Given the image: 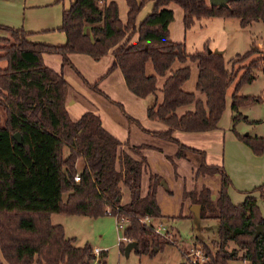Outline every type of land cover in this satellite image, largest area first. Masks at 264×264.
Masks as SVG:
<instances>
[{"label": "trees", "instance_id": "1", "mask_svg": "<svg viewBox=\"0 0 264 264\" xmlns=\"http://www.w3.org/2000/svg\"><path fill=\"white\" fill-rule=\"evenodd\" d=\"M126 1L128 19L123 23L116 0H74L62 13L59 30L66 34L62 45L33 41L24 27L0 24V30L8 33L0 38V264H92L97 258L94 248L89 244L76 246V238L68 237L61 224L52 222L53 213L94 218L117 213L126 216L129 224L124 235L137 242L138 254L153 255L173 244L168 235L178 239V231L162 234L147 222L149 218L169 217L161 212L156 197L161 176L152 174L148 193L141 195L147 166L142 146H130L140 159L121 152V140L103 126L95 112H85L73 120L65 103L69 83L63 72L47 66L43 59L44 53H56L72 64L70 53L100 59L111 49L114 61L106 74L120 68L128 88L139 97L156 93L157 75L167 76L162 100L157 99L148 109L149 118L169 125L156 134L175 142L179 157H185L187 150L202 154L196 176L221 175L216 203L206 186L184 193L185 198L200 205L201 219L215 217L219 221L218 240L213 242L217 249L213 251L206 245L204 264H228L238 257L250 264H264V215L257 197L249 193L242 203H234L229 193L232 180L225 168L208 164L205 152L173 136L176 129L205 131L218 127L227 90L235 78L241 74L237 83L240 88L254 80L259 68L264 72V39L262 51L252 47L237 54L228 68L223 54L209 52L208 48L190 53L185 42L172 40L169 24L175 15L168 8L175 2L183 9L186 30L197 20L210 17H235L245 27L255 21L264 22V0H230L222 7L210 6L208 0ZM150 1L154 2L151 12L137 24L138 14ZM136 33L138 37L133 41ZM149 60L155 74L146 72ZM175 61L198 62L197 89L207 95L206 102L199 101L194 109L182 114L177 112L178 107L194 102L195 93L183 89L191 67L171 70ZM85 81L101 91L98 82ZM263 99L234 93L231 102L233 131L256 155L264 153V136L242 134L235 124L244 117L240 107ZM17 132L21 134L20 142L14 136ZM80 159L84 161L81 169ZM77 175L79 181L75 180ZM124 188L129 191L126 202ZM254 190L262 192V186ZM182 217L180 214L177 218ZM258 226L263 232L255 236ZM119 246L124 253L126 243ZM105 258L106 251H102L99 262L106 264Z\"/></svg>", "mask_w": 264, "mask_h": 264}, {"label": "crops", "instance_id": "2", "mask_svg": "<svg viewBox=\"0 0 264 264\" xmlns=\"http://www.w3.org/2000/svg\"><path fill=\"white\" fill-rule=\"evenodd\" d=\"M73 1L74 0H0V24L17 28L24 27L27 31L31 32L29 38L33 41L62 45L66 42L65 32L59 30V27L62 24V13L63 10L68 8ZM116 1L119 6V16L123 23H126L129 10L127 1ZM150 2H148L150 6L147 3L148 5L146 4L138 14L137 24L151 12L154 2ZM209 5L211 6L210 2ZM168 8L172 9L175 15V20L169 24L171 39L177 42H184L188 29L186 30L184 27L183 9L181 7L180 9L177 8L175 2L170 3ZM182 29H184L185 33ZM6 35L7 34L0 30V38L5 37ZM137 37L138 34L136 33L133 35L132 40H136ZM43 59L47 66L56 71L63 72L69 83L66 91L65 103L69 115L73 120L79 119L85 112H95L100 115L103 126L121 140V152L132 153L130 146H142L141 152L147 159V166L142 175L141 195L145 196L148 193L151 175H159L163 178L162 180L164 183H159L156 197L163 215L177 219L181 214L183 216L182 218L194 219L196 221L201 220V218L198 219L196 217L192 209L195 204L190 197L185 198L184 193L185 191H192L195 189L200 190L206 186L211 191L213 202L216 203L221 189V175L217 173L213 175L196 176V170L202 163L203 157L201 156V161L200 159L194 158L198 153L193 150H187L185 157H179L177 155L178 145L175 142L162 138L156 134V132L167 130L169 125L164 121L149 118L148 109L157 99L159 101L162 100L163 95L161 89L167 76L157 75L158 90L156 93L149 94L146 97H139L128 88L120 68H115L109 74H106L114 61L113 49L109 50V52L103 55L100 59H94L92 56L85 53H70L69 59L79 70L81 75L76 69H74L72 64L64 62L63 57L60 54L44 53ZM83 61H87L94 65L96 69L95 76L92 79L94 82L84 77L82 73V65H84ZM185 65L191 67V75L183 84V89L188 92H194L199 101L206 102L207 95L201 91L199 94V90L197 89L199 76L198 62L187 61L184 63L175 61L171 70H175ZM74 72L81 76V78H79V76L77 77ZM146 72L147 74L156 73L151 60L146 64ZM80 79H82V81ZM85 80L89 83H95L97 80H100L101 82L99 83L98 88L101 91L99 92L98 90L93 89ZM92 89L95 91H92ZM101 95L106 96V99ZM125 102H128L129 106H127ZM114 103H119L124 107L126 106L125 109H123L124 111L126 110V115L137 120V122H128V127L126 123L120 122V120L123 121V117L117 113L119 111ZM195 105L196 101L191 104L183 105V110H180L179 112L177 109V112L182 114L189 109H194ZM220 121L218 127L213 130L185 131L176 129L173 132V136L186 146L205 152L208 164L223 166L225 168V166L221 164L222 159L220 157L211 158L209 155L207 157V149L205 148V145L201 143L202 140H200L204 135L217 132L220 129ZM234 136L236 146L245 158L257 161V157L260 155L253 153L248 145L236 137L235 132ZM216 142L221 146L224 145L222 138L216 139ZM133 155L140 159L139 155ZM231 170L232 169L227 166L226 171L230 177L232 175ZM189 178L192 179V182H189ZM262 178L264 177L262 176ZM232 185L229 188V193L234 203H242L247 195L251 193L257 197V202L260 206L257 194L261 192V190L253 191V189L262 185L248 186L237 190L234 189ZM150 219L151 218L147 219V222L151 223ZM159 219L161 220L158 225L165 228L169 223V218ZM151 224L157 227L156 224ZM178 232L180 233L179 229ZM217 240H212V243ZM204 241L206 240L196 237L195 240H192V243ZM213 247V251H215L217 249L215 243H213Z\"/></svg>", "mask_w": 264, "mask_h": 264}, {"label": "rangeland", "instance_id": "3", "mask_svg": "<svg viewBox=\"0 0 264 264\" xmlns=\"http://www.w3.org/2000/svg\"><path fill=\"white\" fill-rule=\"evenodd\" d=\"M208 2L210 1L208 0ZM176 4L177 3H175V6L180 9L179 5ZM1 31L8 34L6 31ZM182 31H184V29H182ZM263 39V21H255L245 27H242L239 19L235 17H210L198 20L190 29H188L184 42L186 44L187 51L190 53L204 48L224 50L227 67L231 68L232 62L230 59L236 57L237 54H243L252 47H258L259 50L262 51ZM83 64V71H81L84 77L92 81L96 73L94 65L88 63L87 61H83ZM74 73L77 77L79 76L76 72ZM240 76L241 74L235 78L227 90L226 107L221 117L220 129L217 132L204 135L200 140H202L201 143L205 145V148L207 149V157L208 155L211 158L220 157L222 159L221 164L225 166L226 170L227 166L232 169L231 178L233 180L232 187L234 189L237 190L248 186L262 185V192H259L257 196L260 202L261 213L263 214L264 178H262V176L264 177V154L258 156L257 161H252L246 159L236 146L234 132L232 131L233 112L231 109V102L232 95L234 93L256 95L264 98V72L259 68L256 71L253 81L246 82L238 88L237 83ZM79 78H81V76H79ZM80 80L82 81V79ZM97 82L99 85L101 81L97 80ZM93 89L92 91H95ZM101 96L106 99V96ZM195 101L196 104L199 102L196 95ZM125 103L129 106L128 102ZM114 104L119 111L117 113L123 117V121L120 120V122L126 123L127 127L129 126L128 122H137V120L134 119L130 120L126 115V110H123L126 106L124 107L119 103ZM180 110H183V106L178 107L179 112ZM240 111L244 117L236 122L235 127L237 131L242 134L264 136V99L261 102H254L250 105L242 106L240 107ZM221 138L223 139V146L216 142V139ZM65 152L68 153V148H66ZM196 153L198 154H196L194 158L200 159L201 161L202 154L200 152ZM83 164V159H80L78 161V167L81 169ZM189 182H192V179L189 178ZM128 200L129 191L127 188H124L123 201ZM51 219L54 224H61L64 227L65 233L68 237L76 238L74 242L76 246L89 244L93 248L101 247L103 251H106V264H181L185 261L191 262L193 258L197 257V255L191 251L192 248L196 251L199 249L200 255L202 256L207 250L206 245L214 250L212 240L218 239V219L205 218L196 221L189 218L173 219L172 217H169V223L165 226V232L168 230L174 235L178 229L180 231L178 239H174L172 235H168V237L174 241L173 244L164 246V248L157 251L153 255L138 254L135 249H133L129 254H126L121 251L119 246L118 236L123 235V232L117 228V219L114 215L105 214L94 218L85 215L53 213L51 215ZM160 220L161 219L159 218L150 219L151 223L156 224L157 227H160L158 225ZM196 237H200L206 241L192 243V240H195ZM127 243L128 242H126V244ZM182 248L184 249L183 251H185L184 254L182 252ZM96 257L97 258L92 261V264H102L99 262L100 254L96 255ZM1 259L3 261L2 257ZM228 264L250 263L238 257L229 261Z\"/></svg>", "mask_w": 264, "mask_h": 264}, {"label": "built area", "instance_id": "4", "mask_svg": "<svg viewBox=\"0 0 264 264\" xmlns=\"http://www.w3.org/2000/svg\"><path fill=\"white\" fill-rule=\"evenodd\" d=\"M75 180H76V181H79V180H80V176L77 175V176L75 177ZM108 212H110V210H108ZM114 216H115L116 219H117V228H118L119 230H122V232H123V235L118 236L119 244H120L121 242H124V243H126V242H130V239L124 235V230L126 229V227H127L128 224H129V218L126 217V216H123V215L120 216L118 213H117L116 215H114ZM156 228H157L158 232H160V233H162V234H165V233H166L164 227L160 226V227H156ZM93 251H94V254L98 255V254H100L103 250H102L100 247H95V248L93 249ZM191 251H192L194 254L197 255V257H195V258L192 259L191 263H193V264H204V263L207 261V256H206L205 252H204V254L201 256V255H200V250H199V249H197V251H196V250H194V248H192Z\"/></svg>", "mask_w": 264, "mask_h": 264}, {"label": "water", "instance_id": "5", "mask_svg": "<svg viewBox=\"0 0 264 264\" xmlns=\"http://www.w3.org/2000/svg\"><path fill=\"white\" fill-rule=\"evenodd\" d=\"M209 1H210L211 6H219V7H222V6L228 5V2L230 0H209ZM208 51L209 52H214V53H217V54H223V50H220V49H214V50L208 49ZM14 136H15V138L19 142L21 141V134L19 132L15 133ZM161 182L164 183L163 180ZM192 209H193L196 217L198 219H200V205L195 204ZM262 232H263V228L261 226H258L255 236H258ZM136 247H137V242L136 241H130V242H128L126 244V246H125V253L126 254H129L130 251L132 249H135Z\"/></svg>", "mask_w": 264, "mask_h": 264}]
</instances>
